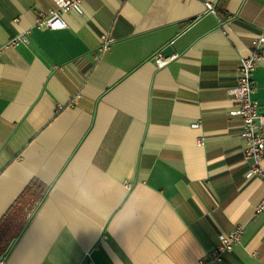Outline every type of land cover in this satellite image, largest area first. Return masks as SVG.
I'll return each instance as SVG.
<instances>
[{"label": "crops", "instance_id": "crops-1", "mask_svg": "<svg viewBox=\"0 0 264 264\" xmlns=\"http://www.w3.org/2000/svg\"><path fill=\"white\" fill-rule=\"evenodd\" d=\"M55 7L0 0V264H201L236 226L222 264H264V181L227 91L264 0H82L38 28Z\"/></svg>", "mask_w": 264, "mask_h": 264}, {"label": "built area", "instance_id": "built-area-1", "mask_svg": "<svg viewBox=\"0 0 264 264\" xmlns=\"http://www.w3.org/2000/svg\"><path fill=\"white\" fill-rule=\"evenodd\" d=\"M56 7L38 11L35 18V25L38 28L62 29L66 26L62 14L68 11L82 13V0H52ZM211 10V8H209ZM114 41L111 33L100 35V42L96 50L95 59L98 60L101 54L108 51ZM21 42H27L24 33H21L11 40L4 47H16ZM251 42V48L247 56L241 58L236 71V82L228 87V94L237 103V107L230 111L231 115L240 116L242 123L239 132L245 142L242 150L243 160L248 169L247 174L264 181V113L258 111V103L251 96L254 92V80L252 72L256 63L264 58V32L255 36ZM173 53L167 58L158 54L153 57L158 67L166 65L169 61L177 58ZM264 210V198L256 206V212ZM244 232L243 226H236L227 235L220 238L219 242L210 248L202 257L201 264H222L224 256L233 250ZM2 261L0 260V263ZM82 264H91L84 260Z\"/></svg>", "mask_w": 264, "mask_h": 264}]
</instances>
